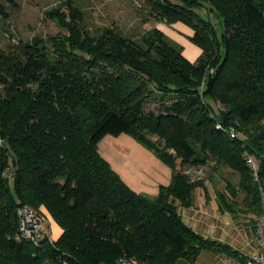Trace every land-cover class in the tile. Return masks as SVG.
<instances>
[{
	"label": "trees",
	"instance_id": "trees-1",
	"mask_svg": "<svg viewBox=\"0 0 264 264\" xmlns=\"http://www.w3.org/2000/svg\"><path fill=\"white\" fill-rule=\"evenodd\" d=\"M202 7L221 18L222 33ZM145 8L147 19L189 25L199 57L188 59L158 26L92 34L73 0L48 11L66 32L0 50V264H115L122 256L174 264L227 249L184 221L179 207L193 203L206 178L191 179L179 164L204 166L213 179L234 169L239 182L218 193L220 208L234 211L242 190L260 216L242 154L259 159L264 179V0H145ZM0 16H10L1 1ZM151 100L157 110L146 109ZM121 133L172 166L157 195L133 189L100 152L105 135ZM24 204L47 209L61 236L40 245L17 239Z\"/></svg>",
	"mask_w": 264,
	"mask_h": 264
},
{
	"label": "rangeland",
	"instance_id": "rangeland-1",
	"mask_svg": "<svg viewBox=\"0 0 264 264\" xmlns=\"http://www.w3.org/2000/svg\"><path fill=\"white\" fill-rule=\"evenodd\" d=\"M0 1L6 3L10 12L7 18L0 16V50L19 40H30L36 35L48 38L66 32L48 11L52 8L66 10L68 0ZM73 4L81 10L82 24L92 34L101 33L107 27H115L126 35L137 36L157 25L154 18L147 19L145 0H73ZM198 12L211 19L218 33H222L221 18L215 12L205 7L199 8ZM158 25L162 26L161 29L174 43L184 48L188 59L193 61L194 57H199L200 47L192 41V34L188 31L192 28L189 25L183 22ZM159 107L160 104L155 100L146 104L147 110H157ZM98 146L122 178L138 192L154 196L158 194L161 184H169L171 181L172 166L165 162L154 148L132 133L107 134L99 141ZM178 167L185 173L184 170L192 165L179 164ZM228 168L230 171L226 170V167L220 170L225 173L228 181L238 179L239 173ZM208 176L206 171L203 177ZM47 222H51V219L48 218Z\"/></svg>",
	"mask_w": 264,
	"mask_h": 264
},
{
	"label": "crops",
	"instance_id": "crops-1",
	"mask_svg": "<svg viewBox=\"0 0 264 264\" xmlns=\"http://www.w3.org/2000/svg\"><path fill=\"white\" fill-rule=\"evenodd\" d=\"M158 24L166 25L164 22H157L154 26L161 28L162 26ZM188 31L193 34L192 29ZM195 60L194 57L193 61ZM221 171L215 174L214 179L208 176L205 179V187L199 186L194 190L193 203L180 206L179 211L188 225L202 235L226 244L227 249L204 248L194 262L181 257L174 264H244L249 256L259 251L256 235L259 215L245 206V192L237 191L235 198L237 208L234 211L220 208L218 193L228 192V178ZM239 179L240 176L231 182L237 184ZM45 213L51 219V222L46 223L47 230L54 239H58L63 229L47 210Z\"/></svg>",
	"mask_w": 264,
	"mask_h": 264
},
{
	"label": "built area",
	"instance_id": "built-area-1",
	"mask_svg": "<svg viewBox=\"0 0 264 264\" xmlns=\"http://www.w3.org/2000/svg\"><path fill=\"white\" fill-rule=\"evenodd\" d=\"M211 72L213 69L210 70ZM218 105L221 106L220 103ZM219 128H224L221 122H218ZM229 134L232 138L238 136V131L234 126L228 128ZM2 139L0 138V144ZM247 165L253 173V178L258 184L260 200H261V214L256 222V235L259 245V251L249 256L244 264H264V179L260 177L259 159L247 149L243 150L242 154ZM191 179H200L206 172L204 166H192L184 170ZM19 224L15 237L19 240H29L36 245H40L43 238H48L50 242L55 239L47 230L46 223L48 220L47 215L31 206L24 204L18 207ZM115 264H141L139 260L133 257L122 256L118 258Z\"/></svg>",
	"mask_w": 264,
	"mask_h": 264
}]
</instances>
